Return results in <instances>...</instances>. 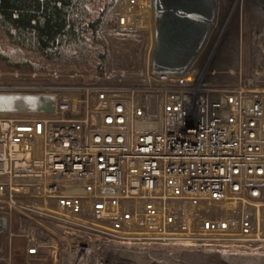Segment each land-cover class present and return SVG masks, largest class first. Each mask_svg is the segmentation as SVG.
I'll list each match as a JSON object with an SVG mask.
<instances>
[{"label":"built area","instance_id":"2783aa9c","mask_svg":"<svg viewBox=\"0 0 264 264\" xmlns=\"http://www.w3.org/2000/svg\"><path fill=\"white\" fill-rule=\"evenodd\" d=\"M107 25L101 71L30 85L52 112L0 114V264H264V26L249 66L240 46L217 68L216 10L185 71L158 73L154 0Z\"/></svg>","mask_w":264,"mask_h":264},{"label":"trees","instance_id":"16d2710c","mask_svg":"<svg viewBox=\"0 0 264 264\" xmlns=\"http://www.w3.org/2000/svg\"><path fill=\"white\" fill-rule=\"evenodd\" d=\"M119 0H0V58L15 69L101 71L108 59L105 26ZM251 22L264 20V0H246ZM212 65H239V36L228 33Z\"/></svg>","mask_w":264,"mask_h":264},{"label":"water","instance_id":"95a60500","mask_svg":"<svg viewBox=\"0 0 264 264\" xmlns=\"http://www.w3.org/2000/svg\"><path fill=\"white\" fill-rule=\"evenodd\" d=\"M216 10L217 0H154L152 70L184 72L204 45ZM53 110L51 95L0 91V114Z\"/></svg>","mask_w":264,"mask_h":264},{"label":"rangeland","instance_id":"374dc122","mask_svg":"<svg viewBox=\"0 0 264 264\" xmlns=\"http://www.w3.org/2000/svg\"><path fill=\"white\" fill-rule=\"evenodd\" d=\"M217 10L219 17V31L217 32L216 38L211 40L210 47L215 49V53L207 56L205 62L212 63L213 58L218 53V48L222 39L228 33H234L239 36V49L242 48L243 63L249 66L251 62V45H250V30L252 26H264V20L251 22L246 11V0H217ZM107 34L110 31L108 25L105 26ZM209 47V48H210ZM212 51V50H211ZM217 52V53H216ZM214 56V57H213ZM213 57V58H212ZM212 59V60H211ZM53 72L47 70H29V69H15L6 64V62L0 58V91L3 92H32L34 89L30 88V85L45 84L50 79L56 81L57 84H69L71 82H79V77L69 78L62 76L57 80H54ZM50 80V81H51ZM17 85V86H16ZM15 86V87H14ZM27 86L25 89L20 90L17 87ZM264 217L260 219V224L263 226ZM23 239L16 240L17 246ZM257 252V251H256ZM22 250L15 249V261L17 264L21 262Z\"/></svg>","mask_w":264,"mask_h":264}]
</instances>
